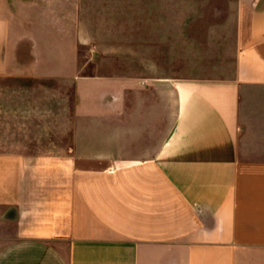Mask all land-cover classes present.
Wrapping results in <instances>:
<instances>
[{"label": "crops", "instance_id": "1", "mask_svg": "<svg viewBox=\"0 0 264 264\" xmlns=\"http://www.w3.org/2000/svg\"><path fill=\"white\" fill-rule=\"evenodd\" d=\"M7 6L0 77L35 80ZM235 6L230 77L114 79L59 142L1 97L0 264H264V0Z\"/></svg>", "mask_w": 264, "mask_h": 264}, {"label": "rangeland", "instance_id": "2", "mask_svg": "<svg viewBox=\"0 0 264 264\" xmlns=\"http://www.w3.org/2000/svg\"><path fill=\"white\" fill-rule=\"evenodd\" d=\"M6 1L10 19H19L13 45H22L11 60L35 66L39 77H0V99H9V109H28L33 98L42 112L55 108V117L40 119L42 141L54 127L53 139L63 141L70 109L87 103L96 109L97 95L111 99L114 79L224 78L233 72L236 0ZM80 80L88 101L78 96Z\"/></svg>", "mask_w": 264, "mask_h": 264}]
</instances>
